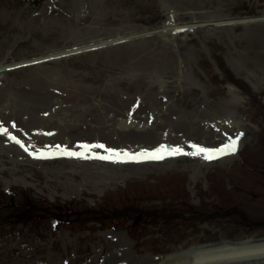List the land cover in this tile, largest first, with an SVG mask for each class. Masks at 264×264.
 <instances>
[{
    "label": "rangeland",
    "instance_id": "obj_1",
    "mask_svg": "<svg viewBox=\"0 0 264 264\" xmlns=\"http://www.w3.org/2000/svg\"><path fill=\"white\" fill-rule=\"evenodd\" d=\"M255 17L264 0H0V264H167L181 247L264 236L220 216L237 205L264 220V18L234 21ZM164 22L199 25L154 33ZM98 40L113 41L61 53ZM237 136L212 160L97 158ZM95 207L124 213L80 214Z\"/></svg>",
    "mask_w": 264,
    "mask_h": 264
},
{
    "label": "bare ground",
    "instance_id": "obj_2",
    "mask_svg": "<svg viewBox=\"0 0 264 264\" xmlns=\"http://www.w3.org/2000/svg\"><path fill=\"white\" fill-rule=\"evenodd\" d=\"M92 7L94 8L97 6H92ZM97 8H98L100 13H102L103 11L106 10L105 6H101V5H99V7H97ZM99 16H100V14H99ZM262 18H264V17L243 18V19H236L234 21H246V20L251 21V20L262 19ZM229 21L230 20L228 19L227 22H229ZM224 22H226V21H219V22L213 21L212 24L224 23ZM47 24H49V22H47ZM194 25H199V24H186V23L173 24V23L164 22L160 26V29L157 32L169 33V32H174L178 29H183V28L194 26ZM128 36H130V35H128ZM128 36L118 35L115 37V39L127 38ZM112 41L98 40L96 42L89 43L87 45H75L73 48H71L69 50H65L61 53L75 52L77 50H83V49H87L90 47L100 46L104 43H110ZM53 55H56V54H53ZM233 69H234V71H237V72L240 71V69H237L235 67H233ZM262 80L264 82V78ZM41 111L43 112V110H41ZM58 123H60V122H58ZM126 124H127V122H126ZM69 126H70L69 124L64 125L63 129H66ZM43 129H48V128L46 126V127H43ZM55 129H59L58 125H57V127H55ZM55 129L53 128V130H55ZM46 131L47 130H45L44 133ZM49 133H47V134H49ZM46 136H48V135H46ZM31 139H32V137H31ZM61 143H67V141H63ZM32 144L34 146H37L39 144V142H37V141L35 142L34 140H32ZM118 246H123V245L119 244ZM116 249L118 250V252L114 253L115 257L112 260L117 261V260H119L121 254H122V248L116 247ZM180 249L181 250L179 253H177V254L174 253V254L168 255L163 260L164 261L166 260L167 264H254L255 262L264 260V236H262V237H250V238H246V239L239 240V241H213L210 243L199 244V245L193 246L191 248L181 247ZM171 257H174L172 262L169 261Z\"/></svg>",
    "mask_w": 264,
    "mask_h": 264
},
{
    "label": "snow or ice",
    "instance_id": "obj_3",
    "mask_svg": "<svg viewBox=\"0 0 264 264\" xmlns=\"http://www.w3.org/2000/svg\"><path fill=\"white\" fill-rule=\"evenodd\" d=\"M12 126L15 127L14 124ZM7 132L8 130L6 128L0 127V134H7ZM9 138L15 140L17 143H20V141L17 140L15 136H10ZM238 141H239V136H237L235 139H230L229 142L225 143L222 147H219V148H209V147L201 146L198 144H191L190 147L193 149V151L190 153L183 152L182 148H180L179 146L169 148L166 145H160L158 148L152 151L144 150L136 154H130L128 152H120L114 149H106V151L108 152V155L99 156L97 158H100V159L127 158L130 160L163 159L165 155L174 156V155L186 154V155H192V156L202 155L204 159L212 160L219 156H223L229 153H235L237 150ZM60 147L61 146L59 145L56 146L57 149H60ZM80 147H82L85 151H87L91 148L104 149L105 145L103 144H93V145L83 144V145H80ZM61 154L70 155V156H83L84 155L83 152H70V151H67L66 149H64L61 152ZM41 155H43V153H41Z\"/></svg>",
    "mask_w": 264,
    "mask_h": 264
},
{
    "label": "flooded vegetation",
    "instance_id": "obj_4",
    "mask_svg": "<svg viewBox=\"0 0 264 264\" xmlns=\"http://www.w3.org/2000/svg\"><path fill=\"white\" fill-rule=\"evenodd\" d=\"M21 200H22V203H23L24 198H21ZM20 202H21V201H20Z\"/></svg>",
    "mask_w": 264,
    "mask_h": 264
},
{
    "label": "water",
    "instance_id": "obj_5",
    "mask_svg": "<svg viewBox=\"0 0 264 264\" xmlns=\"http://www.w3.org/2000/svg\"><path fill=\"white\" fill-rule=\"evenodd\" d=\"M123 211H119L118 213H122Z\"/></svg>",
    "mask_w": 264,
    "mask_h": 264
}]
</instances>
